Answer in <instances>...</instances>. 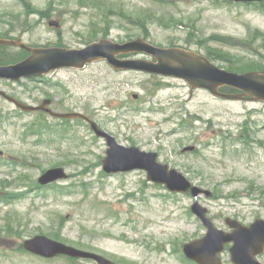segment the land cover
I'll return each instance as SVG.
<instances>
[{"label":"rangeland","instance_id":"374dc122","mask_svg":"<svg viewBox=\"0 0 264 264\" xmlns=\"http://www.w3.org/2000/svg\"><path fill=\"white\" fill-rule=\"evenodd\" d=\"M0 39L69 49L144 39L198 52L228 71L260 72L264 2L0 0ZM27 57L0 47L1 65ZM0 90L31 106L52 99L56 112L83 113L118 143L156 152L160 162L213 192L199 201L217 228L227 230L226 218L245 225L264 219L262 102L218 99L181 79L116 72L106 62L42 81L0 80ZM191 146L195 153H182ZM106 151L85 122L24 113L0 97V264H85L27 252L24 242L36 236L115 264H191L183 246L207 232L191 213L192 197L150 183L144 172L105 174ZM61 167L69 179L39 185L42 174ZM229 248L222 257L231 264Z\"/></svg>","mask_w":264,"mask_h":264},{"label":"water","instance_id":"95a60500","mask_svg":"<svg viewBox=\"0 0 264 264\" xmlns=\"http://www.w3.org/2000/svg\"><path fill=\"white\" fill-rule=\"evenodd\" d=\"M236 3H257L264 0H233ZM0 46L20 48L30 56L17 64L0 66V79L19 81L22 79H41L44 76L61 70H82L95 62L106 61L117 71H139L151 75L178 78L186 81L192 89H205L214 97L234 101L264 102V73L249 72L237 74L226 71L215 65L205 56L184 48H159L144 39H137L124 44L110 39H101L82 49L67 48H32L22 41L0 40ZM130 54H144L152 60L121 59ZM224 87L241 91L240 94L221 92ZM0 96L13 103L24 112L45 111L54 118H81L87 121L97 136L107 140L109 149L103 161L104 171L108 174L127 173L136 170L145 171L148 180L162 184L171 192L191 193L196 200L192 212L207 228V235L184 246V252L189 260L197 264H223L220 253L227 244L231 248L234 264H259L256 257L264 252V220L257 219L250 227L240 222L227 219L232 233L218 230L212 220L207 217L208 209L197 199L204 195L212 197V192L194 186L186 176L168 165L158 162L157 154L146 153L136 147H124L116 139L100 130L97 124L87 116L78 113L59 114L48 108L51 101L47 100L40 107L28 106L12 98L0 90ZM194 147L184 151H193ZM69 176L63 168L50 169L39 179L41 185H49L66 180ZM24 248L30 253L44 257L55 258L68 256L76 259L94 260L97 264H113L109 259L87 251H82L66 244L57 242L45 236H36L24 243Z\"/></svg>","mask_w":264,"mask_h":264},{"label":"trees","instance_id":"16d2710c","mask_svg":"<svg viewBox=\"0 0 264 264\" xmlns=\"http://www.w3.org/2000/svg\"><path fill=\"white\" fill-rule=\"evenodd\" d=\"M154 1H159V2H162V3H166L167 2V0H154ZM211 59V58H210ZM0 60H2V59H0ZM212 60V59H211ZM1 65V64H0ZM258 70V69H257ZM264 72V71H263ZM224 92H227V93H233L234 92V90L233 89H230V88H225L224 89ZM14 197V199H16V198H18L19 196H13ZM13 199V198H12Z\"/></svg>","mask_w":264,"mask_h":264},{"label":"flooded vegetation","instance_id":"af4514ba","mask_svg":"<svg viewBox=\"0 0 264 264\" xmlns=\"http://www.w3.org/2000/svg\"><path fill=\"white\" fill-rule=\"evenodd\" d=\"M51 102H52V103H51V107H52L55 101H53V100L51 99ZM39 105H41V104H39ZM39 105H38V106H39ZM226 228H227V227H226ZM227 230H228V228H227ZM258 261H259L261 264H264V253H263L261 256L258 257ZM90 263H93V261H90Z\"/></svg>","mask_w":264,"mask_h":264}]
</instances>
